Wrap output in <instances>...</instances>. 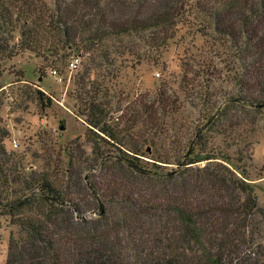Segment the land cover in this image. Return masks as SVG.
I'll return each instance as SVG.
<instances>
[{"label": "trees", "instance_id": "1", "mask_svg": "<svg viewBox=\"0 0 264 264\" xmlns=\"http://www.w3.org/2000/svg\"><path fill=\"white\" fill-rule=\"evenodd\" d=\"M191 2L208 29L230 40L239 64L232 69L236 93L207 101L202 126L174 149L170 169L139 157L148 133L161 146L162 111L179 108L161 90L156 101L110 125L109 102L82 77L78 97L89 113L81 114L119 154L93 144L96 157L89 158L74 140L67 165L55 173L25 170L6 150L9 132L0 126V215L13 227L5 264H264L258 241L264 208L246 163L252 143L243 141L238 165L208 135H226L247 119L255 125L253 116L264 109V0ZM188 6L190 0H0V63L26 50L63 60L72 49L94 53L105 39L141 32H148L141 40L149 47H165ZM100 58L108 60L109 51L102 49ZM35 99L41 109L51 104L39 89ZM170 156L158 160L171 163Z\"/></svg>", "mask_w": 264, "mask_h": 264}, {"label": "rangeland", "instance_id": "2", "mask_svg": "<svg viewBox=\"0 0 264 264\" xmlns=\"http://www.w3.org/2000/svg\"><path fill=\"white\" fill-rule=\"evenodd\" d=\"M191 1L176 26L175 36L165 47H149L141 40L148 32H141L105 39L94 53L72 49L63 60L29 50L2 60L0 126L9 132L3 139L6 150L21 158L27 171L53 173L67 165V149L74 140L82 144L89 158L96 157L93 144L101 152L119 154L107 136L100 133L98 137L89 130L87 118L81 114L85 104L83 98L78 97L79 81L85 77V81L88 79L99 87L100 101L109 102L105 121L110 125H114L122 113H129L133 107L138 109V104L149 105L156 101L161 91L175 101L179 107L176 111H168L166 115L162 111L161 132L164 134H160L163 138L161 146H153L148 133L142 155H139L147 166L174 167V149L202 126L209 113L207 101L221 103L226 96L236 93L232 69L239 66L234 60L230 40L208 29L206 20ZM17 37L15 31L11 43L16 42ZM102 49L109 51L108 60L100 58ZM75 57L79 63L70 68L69 62ZM36 89L50 97V106L39 107L35 99ZM83 97L87 99V95ZM84 112L89 113L88 110ZM253 118H257L255 125L247 119L226 135H208L214 147L227 152L238 165L244 163L237 162L238 152L244 148L243 141L252 143L253 155L252 160L246 162L250 163L247 171L258 204L264 208V109ZM167 153L171 155V163L158 160V157L164 159ZM204 163L205 160L201 165ZM257 216L263 220L262 215ZM260 226L258 241L264 245V221ZM12 228L9 218L0 215V264L6 262Z\"/></svg>", "mask_w": 264, "mask_h": 264}, {"label": "built area", "instance_id": "3", "mask_svg": "<svg viewBox=\"0 0 264 264\" xmlns=\"http://www.w3.org/2000/svg\"><path fill=\"white\" fill-rule=\"evenodd\" d=\"M78 63H79V59L77 57H75L72 60H70L69 66H70V68H75V67H77ZM53 72H55V70H53Z\"/></svg>", "mask_w": 264, "mask_h": 264}]
</instances>
